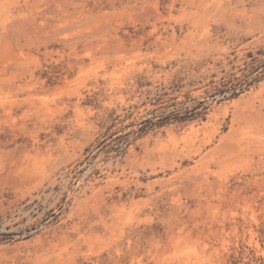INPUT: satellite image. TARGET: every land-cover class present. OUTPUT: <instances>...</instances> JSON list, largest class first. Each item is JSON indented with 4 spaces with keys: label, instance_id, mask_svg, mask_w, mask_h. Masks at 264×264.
I'll list each match as a JSON object with an SVG mask.
<instances>
[{
    "label": "rangeland",
    "instance_id": "obj_1",
    "mask_svg": "<svg viewBox=\"0 0 264 264\" xmlns=\"http://www.w3.org/2000/svg\"><path fill=\"white\" fill-rule=\"evenodd\" d=\"M0 264H264V0H0Z\"/></svg>",
    "mask_w": 264,
    "mask_h": 264
}]
</instances>
